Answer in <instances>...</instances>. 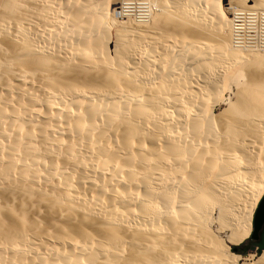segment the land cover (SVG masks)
I'll use <instances>...</instances> for the list:
<instances>
[{
	"label": "bare ground",
	"instance_id": "6f19581e",
	"mask_svg": "<svg viewBox=\"0 0 264 264\" xmlns=\"http://www.w3.org/2000/svg\"><path fill=\"white\" fill-rule=\"evenodd\" d=\"M263 11L0 0V264H264Z\"/></svg>",
	"mask_w": 264,
	"mask_h": 264
},
{
	"label": "rangeland",
	"instance_id": "374dc122",
	"mask_svg": "<svg viewBox=\"0 0 264 264\" xmlns=\"http://www.w3.org/2000/svg\"><path fill=\"white\" fill-rule=\"evenodd\" d=\"M226 2V1H225ZM117 5H115L114 6V8L116 7ZM262 13H264V11L262 12ZM258 15H260V14H258ZM257 23H260L259 25L257 24ZM257 26V27H256ZM260 29H259V28ZM262 27V28H261ZM264 19H261V18H259V16L257 17V18H252V29L250 30V34L247 36L246 35V39L248 38L249 40H248V44L250 45L251 43H253L255 40L254 39H256V41H255V43L256 44H259L260 43V39L258 38V36L260 37V35H262L263 34V32H264ZM257 29H258V31H257ZM261 30H262V32H261ZM254 31V32H253ZM258 34V35H257ZM260 34V35H259ZM252 35H254V37H250V36H252ZM254 40V41H253ZM251 41V42H250ZM259 42V43H258ZM222 106H220V107H218V109H220ZM258 205V204H257ZM254 215V214H253ZM257 243L258 242H254V241H252V240H250L249 238L247 239V240H244L243 242H242V244L241 245H239V247H238V252H240L239 254H241V255H243V256H246V255H248V254H250V253H252V254H255V255H259L260 253H261V251H262V249L264 248V241H263V247H262V249L260 250V252L258 251V246H257Z\"/></svg>",
	"mask_w": 264,
	"mask_h": 264
},
{
	"label": "water",
	"instance_id": "95a60500",
	"mask_svg": "<svg viewBox=\"0 0 264 264\" xmlns=\"http://www.w3.org/2000/svg\"><path fill=\"white\" fill-rule=\"evenodd\" d=\"M264 227V196L259 201L252 219V231L249 239L258 242L260 240V233Z\"/></svg>",
	"mask_w": 264,
	"mask_h": 264
},
{
	"label": "built area",
	"instance_id": "2783aa9c",
	"mask_svg": "<svg viewBox=\"0 0 264 264\" xmlns=\"http://www.w3.org/2000/svg\"><path fill=\"white\" fill-rule=\"evenodd\" d=\"M130 4H132V5L127 6L125 4H119L117 6L118 7L117 10H119L120 7H123L126 10V12L131 11V13H134L136 15H138L140 12H142L144 10L143 8H141L142 4L134 3V2H132Z\"/></svg>",
	"mask_w": 264,
	"mask_h": 264
},
{
	"label": "trees",
	"instance_id": "16d2710c",
	"mask_svg": "<svg viewBox=\"0 0 264 264\" xmlns=\"http://www.w3.org/2000/svg\"><path fill=\"white\" fill-rule=\"evenodd\" d=\"M263 241H264V227H263V230H262L261 235H260V240H259L258 243H257L258 251H259V252H260V250H261L262 247H263Z\"/></svg>",
	"mask_w": 264,
	"mask_h": 264
},
{
	"label": "flooded vegetation",
	"instance_id": "af4514ba",
	"mask_svg": "<svg viewBox=\"0 0 264 264\" xmlns=\"http://www.w3.org/2000/svg\"><path fill=\"white\" fill-rule=\"evenodd\" d=\"M262 232V231H261ZM260 235H261V233H260Z\"/></svg>",
	"mask_w": 264,
	"mask_h": 264
}]
</instances>
